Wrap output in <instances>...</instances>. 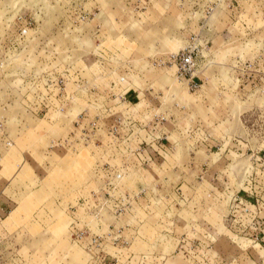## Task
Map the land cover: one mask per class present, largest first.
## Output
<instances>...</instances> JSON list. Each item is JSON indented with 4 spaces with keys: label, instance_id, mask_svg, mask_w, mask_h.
I'll use <instances>...</instances> for the list:
<instances>
[{
    "label": "rangeland",
    "instance_id": "obj_1",
    "mask_svg": "<svg viewBox=\"0 0 264 264\" xmlns=\"http://www.w3.org/2000/svg\"><path fill=\"white\" fill-rule=\"evenodd\" d=\"M0 264H264V0H0Z\"/></svg>",
    "mask_w": 264,
    "mask_h": 264
}]
</instances>
